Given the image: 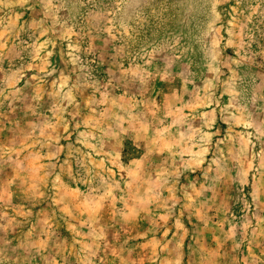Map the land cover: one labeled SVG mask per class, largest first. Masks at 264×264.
Returning <instances> with one entry per match:
<instances>
[{
    "label": "rangeland",
    "instance_id": "374dc122",
    "mask_svg": "<svg viewBox=\"0 0 264 264\" xmlns=\"http://www.w3.org/2000/svg\"><path fill=\"white\" fill-rule=\"evenodd\" d=\"M0 264H264V0H0Z\"/></svg>",
    "mask_w": 264,
    "mask_h": 264
}]
</instances>
